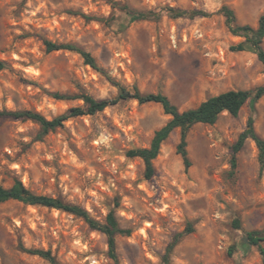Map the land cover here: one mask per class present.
Instances as JSON below:
<instances>
[{
	"label": "rangeland",
	"instance_id": "374dc122",
	"mask_svg": "<svg viewBox=\"0 0 264 264\" xmlns=\"http://www.w3.org/2000/svg\"><path fill=\"white\" fill-rule=\"evenodd\" d=\"M222 7L242 26L256 28L264 15V0H0V112L27 110L52 120L83 106L54 94L113 99L116 84L164 95L182 112L226 91L264 85L253 51L232 49L243 38L228 31ZM166 8L212 15L172 19ZM149 11L158 16L136 20L128 13ZM46 41L76 46L99 69L75 51L48 52ZM254 109L247 103L236 118L223 113L214 125L192 127L189 168L176 151L180 131H173L149 180L142 160L127 152L148 148L169 121L158 104L122 101L45 135L30 120H0V187L20 181L31 193L79 206L100 223L114 212L120 227L130 230L116 238L119 264H163L178 235L168 264H262L258 250L243 241L264 227V169L251 140L231 167L232 147L251 114L264 139V96ZM31 250L50 251L58 264H113L106 237L81 218L0 203V264H51Z\"/></svg>",
	"mask_w": 264,
	"mask_h": 264
},
{
	"label": "trees",
	"instance_id": "16d2710c",
	"mask_svg": "<svg viewBox=\"0 0 264 264\" xmlns=\"http://www.w3.org/2000/svg\"><path fill=\"white\" fill-rule=\"evenodd\" d=\"M167 16L172 19L195 17H210L212 14L204 11H187L166 8L163 10ZM129 15L136 20L154 19L158 16L155 12H128ZM218 13L225 18V23L228 31L236 37L243 38V42L234 46V51H243L245 47L250 48L256 55L258 61L261 63L264 70V49L262 47L264 39V15L258 21L256 28L249 25H239L236 20L234 12L228 7H222ZM45 47L48 52L67 50L77 52L83 59L85 65L98 70V66L94 58L87 52H84L74 45L69 44H54L45 42ZM118 89L117 95L113 99L96 100L88 95L66 96L54 94L57 100H80L83 103L82 107H72L66 113L52 119L47 120L45 117L32 111H1L0 120H30L36 123L43 135L50 131L63 126V123L69 119L77 118L86 115H94L98 112L104 111L110 106H114L119 102L126 100H134L139 104L155 103L161 106L165 115L169 116V121L157 130L150 142L148 148L130 150L127 156L130 158H139L145 166L144 176L147 180L155 175L153 161L157 158L161 145L167 140L169 135L175 131H180V142L176 148L183 160L185 168L190 167V161L187 155L186 137L189 130L195 125H214L219 116L227 113L233 118L238 117L241 109L247 104L252 105V114L255 112L254 104L257 103L264 96V85L259 86L253 90H230L207 98L201 102L197 107L180 112L170 100L161 94H142L136 88L128 90L116 84ZM248 118L246 128L239 134L237 141L232 147L231 167L236 168V155L242 150L247 140H251L258 149V161L260 164V171L264 169V139L260 138L254 130L253 117ZM7 201H17L24 205L41 206L49 209H54L71 214L77 218H81L91 230L97 231L106 237L108 247V257L113 264L118 263L116 254V238L118 236H128L130 230L120 227L114 212H109L103 223H100L89 216V214L79 206L65 203L59 198H52L43 195H35L31 193L20 181H15L14 184L4 189L0 187V203ZM235 228L239 229V220H235ZM182 235H178L173 239V242L167 247L166 253L163 257V264H168L170 255L180 241ZM244 243L250 247H255L264 264V227L260 230L247 232L243 239ZM235 251V246L229 247L227 254L232 256ZM30 254L36 255L51 264H58L50 251L31 250Z\"/></svg>",
	"mask_w": 264,
	"mask_h": 264
}]
</instances>
